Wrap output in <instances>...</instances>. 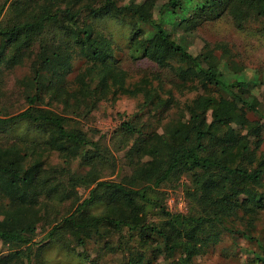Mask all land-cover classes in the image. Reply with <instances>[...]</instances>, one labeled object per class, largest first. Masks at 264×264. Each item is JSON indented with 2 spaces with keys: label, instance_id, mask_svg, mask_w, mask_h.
Masks as SVG:
<instances>
[{
  "label": "trees",
  "instance_id": "trees-1",
  "mask_svg": "<svg viewBox=\"0 0 264 264\" xmlns=\"http://www.w3.org/2000/svg\"><path fill=\"white\" fill-rule=\"evenodd\" d=\"M186 1L3 0L0 98L5 71L26 62L27 73L17 80L25 107L0 114V240L14 249L0 257V264L21 250L28 252L41 225L47 228L46 243L71 251L96 239L100 248L120 254L117 264H194L195 251L224 235L233 243L240 237L264 249L255 225L258 196H264V151L259 148L264 113L256 97L245 92L247 82L239 72L243 65L228 54L214 55L211 46L196 58L164 31L162 21ZM224 14L236 29L253 24L254 31L264 34V0H196L179 23L190 32ZM106 16L128 26L129 57L145 59L156 72L126 81V72L112 57L111 39L90 24V19ZM139 23L149 24L150 33ZM75 57L85 66L67 81ZM164 71L170 85L194 94L176 103L170 85L164 87ZM120 95L141 98L136 112L116 129L130 142L125 150L129 172L118 180H98L92 159L98 143L63 113L83 116L99 100ZM45 99L60 104L62 112L42 107ZM171 108L176 113L162 123V116L157 117L158 129L147 126L153 114ZM247 111L256 118L249 119ZM143 114L152 116L143 119ZM18 122L44 137L2 141ZM52 152L64 161L78 156L89 169L82 173L50 165ZM178 185L185 211L165 204V190ZM77 187L88 188L82 199ZM62 202L72 208L52 217L53 204ZM97 203L100 210L91 212ZM88 259L87 264H98Z\"/></svg>",
  "mask_w": 264,
  "mask_h": 264
},
{
  "label": "rangeland",
  "instance_id": "rangeland-1",
  "mask_svg": "<svg viewBox=\"0 0 264 264\" xmlns=\"http://www.w3.org/2000/svg\"><path fill=\"white\" fill-rule=\"evenodd\" d=\"M130 1L138 2L140 0H119V3ZM2 2L3 0H0V5ZM195 2L196 0H187L184 7L162 21V28L196 58L207 46H211L214 55L228 54L233 61L243 65L239 72L247 82L245 92L256 97L259 102L258 109L264 113V34L254 31L253 24L243 30L236 29L230 17L226 14L213 21H204L190 32H183L179 19L186 15ZM6 10L7 8L2 11V14ZM156 14V10H154L153 16ZM90 24L94 29L100 30L103 35L111 39L112 57L117 67L126 72V81H135L144 73L150 74L157 71V68L145 59H132L129 57L127 53L129 28L124 22L106 16L90 19ZM139 26L145 30L146 34L150 33L151 27L149 24L139 23ZM84 66L83 59L73 58L66 80L72 81ZM26 73V62L3 73L1 80L3 97L0 98V114H14L25 107L19 92L20 89L17 86V80ZM163 74L164 87H168L171 80L168 82L167 78H170V76L165 71ZM169 88L176 103H181L194 94L186 88H179L177 84H172ZM160 94L165 95L162 92ZM222 94L224 93L222 92ZM225 96L229 98L228 95ZM140 101V97L120 95L113 101L110 98L99 100L96 106L83 116L77 117L68 112L63 113L65 116H70L71 121L83 130H88L87 134L98 143L97 149L93 151L95 156L92 158L98 180H118L120 176L129 172L125 150L130 142L124 141L116 129L120 121L128 119L136 112V105ZM41 106L62 112L60 104L52 103L47 99L44 100ZM175 113V109L171 108L168 112L153 114L155 118L147 126L150 128L157 127V117L162 116L158 119L162 123L168 116ZM151 116L143 114L142 118L147 119ZM246 116L249 119L256 118L250 111L246 112ZM261 122L264 124V120ZM5 135L7 137L1 136L4 137L1 138L2 141H11L14 136L36 141H40L44 137L43 133L28 129L24 122H18L10 127ZM259 148L264 151V126ZM48 163L68 167L70 170L82 173L89 169V165H84L86 164L85 161H81L78 156L64 161L56 152L49 154ZM76 191L78 197L82 199L85 197L88 188L77 187ZM165 191V204L169 210H186L187 204L181 185L167 188ZM258 198L261 205L256 215L255 225L256 231L264 237V196H258ZM101 206L100 203H97L90 208V211L98 212ZM71 208L69 202L55 203L51 208V215L52 217L61 216ZM46 229L42 225L39 226L32 238L29 251L21 250L14 257H11L6 264H87L88 258L96 259L98 264H117L120 260L118 252H114L113 248L111 250L100 248L96 239L89 240L84 248L76 247L71 251L64 249L56 242L46 243L44 241ZM110 242L115 245L117 243L116 236H112ZM13 250L8 242L0 240V257L9 255ZM255 250L257 253L254 252ZM256 255L258 258H255ZM193 262L194 264H264V249L257 250L240 237H237L236 242L233 243L229 236L224 235L215 245L204 249L200 253L195 251ZM157 264H159V261H157Z\"/></svg>",
  "mask_w": 264,
  "mask_h": 264
}]
</instances>
